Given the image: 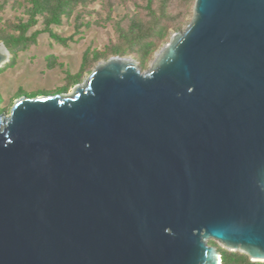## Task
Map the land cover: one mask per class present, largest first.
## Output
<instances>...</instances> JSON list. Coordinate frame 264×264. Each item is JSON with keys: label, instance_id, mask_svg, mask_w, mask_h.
Returning a JSON list of instances; mask_svg holds the SVG:
<instances>
[{"label": "water", "instance_id": "95a60500", "mask_svg": "<svg viewBox=\"0 0 264 264\" xmlns=\"http://www.w3.org/2000/svg\"><path fill=\"white\" fill-rule=\"evenodd\" d=\"M209 240L264 262V0H194L145 71L0 112V264H221Z\"/></svg>", "mask_w": 264, "mask_h": 264}, {"label": "trees", "instance_id": "16d2710c", "mask_svg": "<svg viewBox=\"0 0 264 264\" xmlns=\"http://www.w3.org/2000/svg\"><path fill=\"white\" fill-rule=\"evenodd\" d=\"M8 1L0 0V12ZM11 1L12 4H18L23 8V15L6 20L0 27V41L11 54L9 61L0 68V71L7 66H13L16 62L17 53L35 44L41 32L47 33L57 43L66 45L68 41L74 40V35L80 33L82 27L87 26L82 20V14L76 12V8L78 6L85 7L90 0ZM131 1L140 8L139 13L123 17L113 23L116 39L107 44L104 49L86 48L82 53L79 71L70 73L66 70V83L56 92L66 91L70 84L80 80L82 73L89 72V69L99 59H107L110 56L130 55L137 62L141 71H145L153 54L167 42L170 34L182 29L183 25L188 23V17L192 15L194 3V0H140L141 3H138L137 0ZM71 17L74 20V33L72 35L62 37L52 30V26H59L64 19ZM39 21L42 29L32 30ZM46 63L48 68H52L56 65V57L47 56ZM22 94L25 93L18 91L16 97ZM1 111L3 109H0ZM209 243L215 245L213 241ZM219 250L221 252V264H264V262L251 263L247 255L237 251L230 252L223 248H219Z\"/></svg>", "mask_w": 264, "mask_h": 264}, {"label": "rangeland", "instance_id": "374dc122", "mask_svg": "<svg viewBox=\"0 0 264 264\" xmlns=\"http://www.w3.org/2000/svg\"><path fill=\"white\" fill-rule=\"evenodd\" d=\"M137 2L141 3L140 0ZM12 3L9 0L0 12V27L6 20L23 15V8ZM139 11L140 8L131 0H90L85 7L78 6L76 8V12L82 14V20L87 26L82 27L81 32L74 35L73 41H68L66 45H63L51 39L47 33L41 32L35 44L17 53L13 66H7L0 71V109L8 112L17 98L18 91L25 95L50 94L51 92L53 94L58 91L66 83V70L70 73L79 71L82 53L86 48L104 49L107 44L116 39L113 23L123 17L135 15ZM190 18L191 16L188 17V22ZM186 25H183L182 29ZM35 29H42L40 21L32 30ZM52 30L62 37L72 35L74 33L73 17L64 19L59 26H52ZM155 53L149 60L147 68H149ZM49 55L56 57V65L52 68H48L46 63V57ZM101 60L105 59L98 61ZM96 63L89 69V72ZM89 72L82 73L77 83H80ZM74 84H70L66 91H70ZM210 241L213 240L208 242ZM213 242L219 248H223L218 242Z\"/></svg>", "mask_w": 264, "mask_h": 264}]
</instances>
